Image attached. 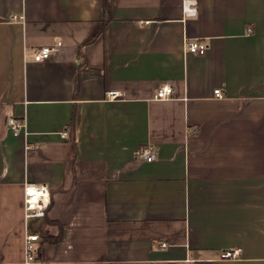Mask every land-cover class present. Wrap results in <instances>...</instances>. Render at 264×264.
<instances>
[{
  "label": "crops",
  "instance_id": "crops-1",
  "mask_svg": "<svg viewBox=\"0 0 264 264\" xmlns=\"http://www.w3.org/2000/svg\"><path fill=\"white\" fill-rule=\"evenodd\" d=\"M108 3L95 37L103 0H0V264H24L27 231L62 236L42 264H264V0ZM29 183L50 204L26 221Z\"/></svg>",
  "mask_w": 264,
  "mask_h": 264
},
{
  "label": "built area",
  "instance_id": "built-area-1",
  "mask_svg": "<svg viewBox=\"0 0 264 264\" xmlns=\"http://www.w3.org/2000/svg\"><path fill=\"white\" fill-rule=\"evenodd\" d=\"M198 0H182V10L186 17H193L197 15ZM13 20H23L22 17L13 16ZM251 30H249V33ZM57 47L61 46L59 42ZM55 46H44L37 48L33 57L36 62H42L50 60L53 54L57 51ZM185 50L191 54L203 56L207 52V44L199 41H187L185 42ZM215 97L223 98V93L220 89L215 90ZM173 96V88L169 84L160 86L157 90L155 98L157 100H169ZM121 97L120 92L108 91L106 93V99L109 101H115ZM7 130L14 136L21 134L25 128V123L16 117H7L6 119ZM64 138H69L70 134L67 130L62 133ZM139 158H142L146 162H153L156 159V155L151 146L142 148L137 153ZM50 204V189L46 184L29 183L24 188V217L25 220L41 219L47 214ZM42 242L41 237L34 231H27L25 236V261L24 264H42L43 262L36 259V251L38 245ZM241 256V250H227L221 253V259H238Z\"/></svg>",
  "mask_w": 264,
  "mask_h": 264
},
{
  "label": "trees",
  "instance_id": "trees-1",
  "mask_svg": "<svg viewBox=\"0 0 264 264\" xmlns=\"http://www.w3.org/2000/svg\"><path fill=\"white\" fill-rule=\"evenodd\" d=\"M103 9H104V19H103V24H102V27L100 28L99 32L97 33V35L95 37H98L100 34L103 33V30H104V27L105 25L110 21L111 19V7L108 3V0H103ZM92 41V40H91ZM87 43L83 44L82 47H84ZM81 54H83V58L85 59V54L84 52L80 51ZM82 70H89L91 72H96L95 70H92V69H89L87 66H83L82 68H78L77 69V78H76V85H75V91L77 92L78 89H79V75L81 73ZM74 124V116L72 118V122H71V125ZM62 231H63V228H61V234H62ZM62 239V236L59 235V237L57 238H51V239H44L39 245H38V248H37V251H36V259H39V260H42L43 259V245L47 242H50V243H56L58 241H60Z\"/></svg>",
  "mask_w": 264,
  "mask_h": 264
}]
</instances>
